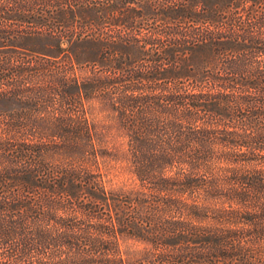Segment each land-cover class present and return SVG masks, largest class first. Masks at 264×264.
<instances>
[{"label":"trees","instance_id":"obj_1","mask_svg":"<svg viewBox=\"0 0 264 264\" xmlns=\"http://www.w3.org/2000/svg\"><path fill=\"white\" fill-rule=\"evenodd\" d=\"M0 264H264V0H0Z\"/></svg>","mask_w":264,"mask_h":264},{"label":"rangeland","instance_id":"obj_2","mask_svg":"<svg viewBox=\"0 0 264 264\" xmlns=\"http://www.w3.org/2000/svg\"><path fill=\"white\" fill-rule=\"evenodd\" d=\"M96 114L94 113V116ZM104 167L108 172V176L111 178L110 186L114 188H121V187H131L137 184V178L134 173L131 171L128 163L121 159H113L109 160L105 158L104 160ZM128 243L132 246H140L142 245L140 242L134 239H127ZM127 241L124 243L127 245Z\"/></svg>","mask_w":264,"mask_h":264}]
</instances>
